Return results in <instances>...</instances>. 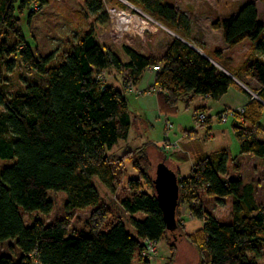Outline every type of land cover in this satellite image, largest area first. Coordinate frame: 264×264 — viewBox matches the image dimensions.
Masks as SVG:
<instances>
[{
  "label": "trees",
  "instance_id": "16d2710c",
  "mask_svg": "<svg viewBox=\"0 0 264 264\" xmlns=\"http://www.w3.org/2000/svg\"><path fill=\"white\" fill-rule=\"evenodd\" d=\"M126 1L182 41L170 36L159 57L143 51L107 27L101 0H85L95 19L81 36L48 0H0V30L17 37L10 44L6 37L0 40V160L11 162L0 169V243L13 240L20 255L17 261L0 255V264H32V259L38 264H131L144 242L157 243L166 234L172 243L178 236L192 245L198 264H258L264 254V202L256 201L251 183L226 177L228 156L224 150L200 158L187 178H177L175 213L179 204L187 202L190 215L203 221L192 234L178 230L176 219V228L167 230L155 192H145L135 178L128 180L131 195L120 201L130 215L135 236L121 222L99 230L93 214L88 231L71 234L66 220L45 224L34 218L29 225L24 223L22 212H51L48 191L65 193L67 213L99 206L101 198L93 177L110 193L115 191V160L108 158L107 151L127 138L130 116L123 92L98 78L105 70L122 74L123 85H134L143 72L158 67L152 86L157 90L160 111L174 114L180 99L186 106L196 96L217 101L229 87L236 86L226 72L211 63L206 49L217 42L232 48L248 40L253 43L255 57L232 75L238 80L242 75L253 78L259 86L255 93L264 100V24L254 3H244L219 20L203 17L196 23H202L201 29L196 30L187 14L164 0ZM16 14L23 15L30 41L22 30L16 31ZM130 14L133 22L146 30L144 17L133 10ZM158 31L155 27L151 33ZM220 56V50L213 52V57ZM217 63L231 73L226 64ZM15 65L33 72L40 82H30L9 94L5 75ZM247 107H254L250 110L253 117L249 118L246 110L242 115L234 113L232 132L240 155L262 158L264 140L256 121L263 106L251 99ZM240 117L246 123H241ZM140 176L149 183L146 174ZM262 183L264 187V179ZM199 189L218 204L231 198L229 223L219 221L203 207ZM136 213L142 216L132 217ZM168 247L172 260L176 250L173 244Z\"/></svg>",
  "mask_w": 264,
  "mask_h": 264
},
{
  "label": "rangeland",
  "instance_id": "374dc122",
  "mask_svg": "<svg viewBox=\"0 0 264 264\" xmlns=\"http://www.w3.org/2000/svg\"><path fill=\"white\" fill-rule=\"evenodd\" d=\"M48 1L71 21L74 27L78 29L79 36L89 31L94 23L95 15H92L86 9L85 0ZM101 2L103 4V10L108 18L107 27L155 57L160 54L164 42L174 34L157 21H151L153 19L148 16L147 17L151 20L144 17V21L142 22L144 26L146 25L147 28H145L147 31L145 29L142 30L129 16L131 15L130 10L132 9L124 4V2L129 3L126 0H101ZM248 2L255 4L259 20L264 24V0H164L165 4L172 5L178 12L187 14L189 19L191 21L193 20L196 30L202 27L201 22H199L201 23L200 25L196 24L198 21L202 20L201 18L207 17V19L211 21L219 20L233 14L242 4ZM121 6H125L127 9L123 10ZM132 6L135 7L134 5ZM120 9L122 13L120 12L119 14H121V16L116 17V13L119 12ZM16 16L19 18V22L15 28L16 31L20 32L22 30L25 38L30 41L27 27L23 24V15L16 14ZM155 27H157L159 31L151 33ZM147 32L153 35L152 38H150ZM3 37L8 39L7 41L9 44L14 43L17 39L15 35L11 33L4 35L3 31L0 30V40ZM245 43L248 45V42ZM244 48H246V44L245 46L239 45L229 48V54L231 53L237 58L243 52ZM208 54L211 56V60L220 66L217 61H215L216 59L213 57V53ZM122 76L123 75L119 72L109 70V72L102 73L100 78L104 83L113 85L120 90L122 89L123 96L127 99L128 111L132 117V125L130 126L128 138V143H130L129 147H127V145L124 146L121 141H118L119 146L112 151L116 155L120 154L123 147L125 148L123 149L124 152L126 151L122 157L114 159L115 191L110 193L97 177H93L92 184L101 198L99 206L69 213L64 210L65 193L48 191L47 197L53 204L51 212L47 215L36 212L31 214L22 212V217L26 225H29L34 218L41 219L45 224H51L58 220H66L68 223V232L71 234L79 231H88L93 223V221H91V216L93 214L94 221H96L95 223H97L99 230H105V228L109 227L111 224L121 222L125 226L126 231L130 235L135 236V230L129 224L130 215L127 214L120 205V201L129 197L132 193L128 188V180L133 178L138 179L142 189L154 195V190L150 181L155 177L159 164L163 162L167 169L175 172L174 174L187 178L193 172L194 163L197 160L219 150H224L227 153L228 174L233 176L235 173H240L245 181L254 186L257 202L264 201V189L262 187L264 179V162H258L256 166L258 171L253 175L251 172L253 160L248 159L245 155L239 154V145L232 132L231 124L233 120L231 115L227 117L226 121L221 122L217 118L218 111H215V109L206 111L205 115L211 118L209 124L210 130H207L209 119H204V122L199 123L194 117L196 112H192L193 105L191 104L188 108H185L184 102L180 100L178 103V110L174 115H168V121L164 119L163 116L165 115L163 113L160 118L156 119V117H153L152 119L150 110L143 109V104L139 99L142 95L145 96L148 92V88L144 85L135 88L132 86V93L130 94L126 89L129 83L122 85L123 87L120 85L121 83L123 84ZM5 77V85H7L9 94L23 90L30 82H40L37 75L33 72L28 73L17 65H15L12 72L5 75ZM119 80H121V83ZM134 90L145 92L138 94L135 93ZM253 97L256 98L257 96L253 94ZM241 118L242 117H240V119ZM167 122L171 124L168 128H166ZM183 130H194L196 131V135L187 137ZM165 140L168 141L164 142ZM159 145L161 146L159 147ZM10 164V161L0 160V169ZM141 172L146 174L149 183L141 179ZM197 194L202 198L204 207L207 210H211L214 205L213 201L208 200L201 189L197 191ZM224 199L230 200V197ZM215 211L222 222L228 220L231 211L230 203L227 202L225 205L222 204V206ZM188 216L189 210L187 202L179 204L176 209L175 219L178 228L180 227L178 230L182 233L184 232V217L188 219ZM140 217L141 215L136 213L134 218ZM191 228L194 229L195 227L192 226ZM193 229L188 228V230ZM177 233H179V231H177ZM168 235L169 234H166L165 239H160L151 247L153 251L151 254L154 257L152 261L145 260L147 264H165L168 262L171 256L168 244H173L176 250L175 256L169 264H198V253L192 245L178 236L176 241L172 243V240L168 239ZM3 254L10 255L15 261L20 258L19 251L16 249L13 240L0 243V255ZM32 264L38 263L32 259ZM131 264H146L137 250L134 253ZM258 264H264V254L258 260Z\"/></svg>",
  "mask_w": 264,
  "mask_h": 264
},
{
  "label": "crops",
  "instance_id": "0c3cea01",
  "mask_svg": "<svg viewBox=\"0 0 264 264\" xmlns=\"http://www.w3.org/2000/svg\"><path fill=\"white\" fill-rule=\"evenodd\" d=\"M120 12H121V9H120L119 12L116 13V17L121 16V14H119ZM258 19H259V15H258ZM245 42H248V45ZM245 44H246V48H244L243 52L237 58H235L231 53L229 54L230 49L227 48L226 46H224L222 43H213L206 49L207 53H213L215 50H220L221 51L220 58H215V59L217 61H219V62H223L224 64H226L227 69L231 73H229L228 71H225V70L224 71L226 72L227 75H230L232 77V79L236 82V86L229 87L228 90L226 91V93L217 101H213V100H211V99H209L207 97H203V96H196V97H193L192 100L186 106V103H185L184 99H180V100H182L184 102L185 108H188L189 105L192 104L193 105V108H192V112L193 113L194 112H198V111L206 113V111H211L212 109H215V111H218L217 112V114H218L219 112L224 111V110H236V109H238L240 107H244V109L249 112L248 113L249 114V118L253 117L251 115L250 110L251 111L254 110V107H250V109H249L247 107V104H248V102L251 99H256L255 97H253V94L256 95L255 91L258 89L259 86H258L257 82L251 77H247V76L242 75L241 76V80H238L232 75V73L236 72L243 63L249 62L250 60H252V58L255 57V54L253 53V43L252 42H250L248 40H244V41H242L241 43H239L236 46H239V45L245 46ZM236 46H234V47H236ZM195 49H197V48H195ZM197 50H199V49H197ZM162 53H163V49L160 51V54L157 55L156 57L161 56ZM109 70H111V69H107L104 72H107V71L109 72ZM119 81L121 83V80H119ZM153 81H154V72H152L151 70H147V71H145V72H143L141 74L139 80L133 86L135 88L137 86L139 87L141 85H144L145 87L148 88L147 89L148 92L145 94V96L142 95L141 97H139V99L141 100V102L143 104V109L150 110L151 118L153 119V117H156V119H157V118H160L162 116L163 112H161L160 108H159L157 90L154 89L153 86H152L153 85ZM106 84L110 85L108 83H106ZM120 85L122 86L123 84L121 83ZM110 86H113V85H110ZM114 88L118 89L116 87H114ZM118 90L121 91L122 89L121 90L118 89ZM135 96H137V95H135ZM136 99H138V98H136ZM125 100H126V103H127V99L126 98H125ZM179 101L177 102V110H178ZM257 101H259V100H257ZM259 102L263 106V109L260 111L259 118L256 121V126L258 127V129L260 131V137L264 140V100H260ZM163 114L165 115L163 117H164V119L166 121H168V115H174V114H167V113H163ZM129 116H130V126H131L132 125V119H131L132 117H131L130 112H129ZM208 119H209V124H210V121H211L210 116H209ZM232 120H233V116H232ZM239 121L241 123H244L245 119L241 118V119H239ZM209 124L207 125V130H210ZM167 125L170 126L171 124L169 122H167L166 126ZM129 130H130V127H129ZM183 131H184V134L187 137H193V136L196 135V131H194V130H183ZM189 132H191V133H189ZM128 138H129V131H128L127 138L125 140H119V141H121L124 146L127 145V147H129L130 143H128ZM166 141H168V140H165L164 142H166ZM164 142H162V143H164ZM162 143H160V144H162ZM117 146H119V142H117L115 145L112 146V148L109 151H107V156H108L109 159H117V157H122V155L126 152V151L124 152L123 149H125V148L123 147L121 149L120 154L116 155L112 151H113L114 148H117ZM160 146L161 145H159V147ZM219 151H221V150H219ZM208 155H210V154H208ZM245 157H247L248 159L253 160V163L251 165V172H252L253 175H255L256 172L258 171L257 170L258 168L256 166L258 165V162H261V163L264 162V157L257 158L255 156H251V155H245ZM246 167H245V169H246ZM227 174H228V167H227L226 176H228L230 179H240L245 184L249 183V182L244 180L243 176L240 173H235L233 176H231L229 174L227 175ZM183 177L182 176H177V178H183ZM262 187H263V184H262ZM263 189H264V187H263ZM205 197L208 200L213 201V203H214L213 208L211 210H208V211H210L219 221H221L219 219L218 215L216 214L215 210L216 209L218 210L220 208V206H222V204L225 205V204H227V202H229L230 206H231V198H230V200L229 199H227V200L223 199V203L222 204H218L215 201V198L208 197V196H205ZM200 200L202 201V198H200ZM263 202L259 201L258 203H263ZM201 204L203 205V201L201 202ZM203 207H204V205H203ZM135 215L136 214H134V216H132V217H135ZM229 221H230V215H229V219L228 220H224L223 223L227 224V223H229ZM202 224H203V221L193 218L190 215V213H189L188 219H186L184 217V225H183L184 226V232L186 234H192L196 230L200 229L202 227ZM192 226H194L195 228L194 229L191 228ZM188 228L189 229H193V230H188ZM170 260L171 259L169 258L168 262H166L165 264H169ZM197 260H198V257H197Z\"/></svg>",
  "mask_w": 264,
  "mask_h": 264
},
{
  "label": "water",
  "instance_id": "95a60500",
  "mask_svg": "<svg viewBox=\"0 0 264 264\" xmlns=\"http://www.w3.org/2000/svg\"><path fill=\"white\" fill-rule=\"evenodd\" d=\"M124 4L126 6H129L133 11L142 15L143 17H147V15L143 14L140 9L133 7L132 5H130L127 2H124ZM148 19L151 20L150 18H148ZM151 21L154 22V20H151ZM170 34H172V33H170ZM172 35L174 37H176L177 39H180L176 35H174V34H172ZM185 44H187V43H185ZM190 47L193 48L198 53H200L205 58H207L208 60H210L206 55H204L199 50L195 49L192 46H190ZM210 61L218 69L223 71V69L220 66L215 64L212 60H210ZM255 96H257V95H255ZM257 100H259V99H257ZM151 182H152L153 189L155 192L156 200H157L159 207H160L162 214H163V219H164L165 224H166V229L169 231H173L176 228L174 216H175V208L177 206V199H178L177 176L174 174V172L167 169L164 166V163L162 162L161 164H159L157 166L155 177L152 179Z\"/></svg>",
  "mask_w": 264,
  "mask_h": 264
},
{
  "label": "built area",
  "instance_id": "2783aa9c",
  "mask_svg": "<svg viewBox=\"0 0 264 264\" xmlns=\"http://www.w3.org/2000/svg\"><path fill=\"white\" fill-rule=\"evenodd\" d=\"M158 70V67H152L151 68V71L152 72H154V71H157ZM99 79L101 78V75L98 77ZM133 86V84H131V83H129L128 85H127V87H126V89H127V91L128 92H130V93H132V87ZM134 92L135 93H138V94H140V93H142V92H145V91H135L134 90ZM256 99H258L257 97H256ZM244 111H245V109H244V107H240V108H238V109H236V110H224V111H221V112H219L217 115V118H218V120H220L221 122H224V121H226V119H227V117L229 116V115H231V116H233V114L234 113H237V114H239V115H242L243 113H244ZM194 117L196 118V120L200 123H202V122H204L205 120L204 119H207V118H209V116H206L205 115V113H203V112H201V111H198V112H196L195 113V115H194ZM167 128H168V125L166 126ZM156 243H153V242H150V241H146V242H144V247L142 248V250L140 251V257L145 261H152L153 260V257L154 256H152V254H151V252H153L152 250H151V247H153V245H155Z\"/></svg>",
  "mask_w": 264,
  "mask_h": 264
}]
</instances>
